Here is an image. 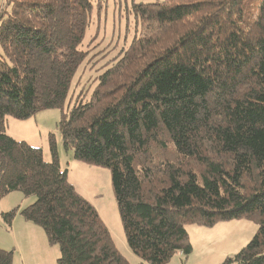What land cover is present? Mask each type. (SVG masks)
Wrapping results in <instances>:
<instances>
[{"label":"trees","instance_id":"obj_1","mask_svg":"<svg viewBox=\"0 0 264 264\" xmlns=\"http://www.w3.org/2000/svg\"><path fill=\"white\" fill-rule=\"evenodd\" d=\"M91 0H5L0 11V200L60 247L57 264H130L96 207L7 118L62 109L87 56ZM141 29L58 123L74 158L106 167L138 264L193 251L188 224L247 218L253 238L221 264H264V0L132 1ZM18 208L3 212L11 223ZM13 251L0 248V264Z\"/></svg>","mask_w":264,"mask_h":264},{"label":"rangeland","instance_id":"obj_2","mask_svg":"<svg viewBox=\"0 0 264 264\" xmlns=\"http://www.w3.org/2000/svg\"><path fill=\"white\" fill-rule=\"evenodd\" d=\"M133 0H91L93 8L89 25L80 48L87 56L78 68L62 109L50 108L37 112L31 118H7V133L19 141L41 148L46 161H51L50 134H53L60 156L62 170L77 191L98 210L111 232L119 252L130 262H142L129 247L115 199L110 170L74 158L73 149L63 145L58 123L64 112L76 103L87 102L101 75L132 40L140 34V23L132 10ZM154 2L164 0H134ZM5 0H0V11ZM36 200L35 195L25 196L13 191L0 200V248L13 251L12 264H57L60 256L58 244L49 242L45 230L27 220L21 210ZM18 208L11 223L2 216ZM193 251L189 256L177 253L167 264H221L236 254L255 235L258 225L247 218L218 221L207 227L188 224Z\"/></svg>","mask_w":264,"mask_h":264},{"label":"crops","instance_id":"obj_3","mask_svg":"<svg viewBox=\"0 0 264 264\" xmlns=\"http://www.w3.org/2000/svg\"><path fill=\"white\" fill-rule=\"evenodd\" d=\"M189 233V232H188ZM181 254V253H180Z\"/></svg>","mask_w":264,"mask_h":264}]
</instances>
